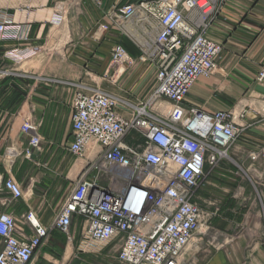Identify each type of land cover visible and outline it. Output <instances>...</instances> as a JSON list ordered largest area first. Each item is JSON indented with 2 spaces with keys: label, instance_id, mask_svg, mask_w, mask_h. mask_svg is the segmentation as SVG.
Masks as SVG:
<instances>
[{
  "label": "crops",
  "instance_id": "obj_1",
  "mask_svg": "<svg viewBox=\"0 0 264 264\" xmlns=\"http://www.w3.org/2000/svg\"><path fill=\"white\" fill-rule=\"evenodd\" d=\"M137 1L0 0V22L14 26L10 37L0 41V212L20 223L31 211L50 228L30 264H118L114 243L81 245L80 218L72 220L70 240L52 225L80 174L100 152L96 145L79 158L68 150L75 95L100 90L134 104L154 82L155 68L140 60L141 52L129 37L136 35L133 24L123 28L109 24L112 10ZM62 8V21L53 22ZM100 24H108V31L100 30ZM17 30L19 34L25 31L27 39L13 37ZM206 36L222 46L217 71L198 78L183 105L207 113L246 112L236 119L244 128L230 148V160L220 163L199 192L201 205L209 209L210 201L219 208L203 237L212 233L221 241L212 245L202 238L199 245L204 254H195V261L264 264V162L250 157L264 143V77L260 78L264 71V0H225ZM116 44L124 47L131 64L111 62ZM26 120L40 122L39 148L31 147V135L22 132ZM11 148L16 155L7 154ZM234 160L244 165L255 179L252 184L261 188L262 199H256L257 204L254 198L255 208L242 206L250 199L246 197L249 186L228 167ZM95 175L92 171L87 179ZM7 179L21 186V198L10 199L3 191ZM98 183L107 186L101 180ZM24 231L31 234L27 226Z\"/></svg>",
  "mask_w": 264,
  "mask_h": 264
},
{
  "label": "built area",
  "instance_id": "obj_2",
  "mask_svg": "<svg viewBox=\"0 0 264 264\" xmlns=\"http://www.w3.org/2000/svg\"><path fill=\"white\" fill-rule=\"evenodd\" d=\"M224 1L138 0L108 15L111 25L133 24L136 35L128 36L139 48L140 60L155 68V79L134 104L100 90L75 95L68 150L79 158L96 145L100 152L54 219L52 227L67 240L76 216L81 219V245L114 243L118 264H197L187 250L202 239L219 210L215 202L207 203L209 209L201 205L199 192L220 163L230 160V148L244 128L236 119L246 112L207 113L183 105L195 81L217 71L222 46L206 31ZM64 13L60 9L53 22L59 24ZM12 28L0 22V41L10 37ZM99 29L108 31L109 25ZM19 31L13 37L26 40L27 33ZM111 62L131 64L122 45L113 46ZM39 128L40 122L31 120L22 125V132L31 135V147L39 148ZM7 154L16 155L15 149ZM250 157L264 162V143ZM92 171L96 175L88 180ZM101 178L108 186L99 185ZM3 191L10 199L23 196L12 179L3 183ZM20 223L0 212V264H30L49 237L50 228L31 211Z\"/></svg>",
  "mask_w": 264,
  "mask_h": 264
},
{
  "label": "rangeland",
  "instance_id": "obj_3",
  "mask_svg": "<svg viewBox=\"0 0 264 264\" xmlns=\"http://www.w3.org/2000/svg\"><path fill=\"white\" fill-rule=\"evenodd\" d=\"M244 165L241 164V162L237 161V160H234V161H231L229 163V166L230 168H232L234 170V172H236L238 178L242 179L244 181V183H246L248 186H249V189L247 191V195L246 197L248 198V195L250 197V199L244 201L242 203V206H245V208L247 209H252V208H255V202H254V198H255V201L256 203L258 204V201L256 199H262V196H261V188L257 185H254L252 183H255V179L253 177V175H251L250 173H248V171L245 169V167H243ZM247 171V172H246ZM236 176V175H235ZM102 184L103 185H107L110 183L108 182V180L106 178H101L100 179ZM250 184L252 185V187L250 186ZM254 186H257V190L259 191L260 195L258 194L257 198H256V195H255V190L256 188H254ZM256 190V191H257ZM263 232V230H262ZM247 236V235H246ZM204 241V243L207 241L209 243H211L212 245H214L215 243H218L221 241V239H218L216 236H214L212 233H209L207 234L205 237H202ZM202 241H197V242H194L192 243L188 250H187V257L188 258H193L195 259V254L196 256H202L204 253H200L202 251V248L203 246L199 245ZM261 242L263 243L264 242V234L261 235ZM197 251V253H195V251ZM193 255V256H192Z\"/></svg>",
  "mask_w": 264,
  "mask_h": 264
},
{
  "label": "bare ground",
  "instance_id": "obj_4",
  "mask_svg": "<svg viewBox=\"0 0 264 264\" xmlns=\"http://www.w3.org/2000/svg\"><path fill=\"white\" fill-rule=\"evenodd\" d=\"M130 200V199H129Z\"/></svg>",
  "mask_w": 264,
  "mask_h": 264
}]
</instances>
